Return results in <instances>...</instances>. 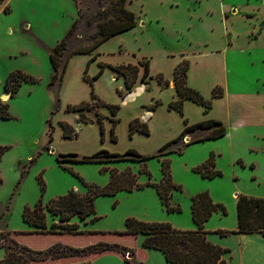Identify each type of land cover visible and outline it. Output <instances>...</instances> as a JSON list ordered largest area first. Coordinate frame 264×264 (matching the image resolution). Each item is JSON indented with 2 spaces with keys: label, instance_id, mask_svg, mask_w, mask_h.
<instances>
[{
  "label": "rangeland",
  "instance_id": "rangeland-1",
  "mask_svg": "<svg viewBox=\"0 0 264 264\" xmlns=\"http://www.w3.org/2000/svg\"><path fill=\"white\" fill-rule=\"evenodd\" d=\"M44 1L40 3L46 7H41L42 10L38 8L40 1L37 0H9V3L2 1L0 4V81H2L0 101H4L3 94L6 92L4 82L11 71L23 70L38 79L35 83H23L17 94L12 98L9 97L10 112L13 118L0 121V145L9 147L0 159V175L3 179V183L0 185V230L20 232L34 230V226L23 218L26 206L34 207L40 199L44 204H47L53 198L64 195L71 189L87 191V187L75 173L89 183L105 187L110 183L113 169L119 172L131 170L137 175V182L143 187L134 188L132 191L121 189L115 194L98 196L95 206L96 213L100 218L95 221L90 219L84 221L74 217L72 221L77 222L80 229L120 231L126 228L127 218L135 217L144 221L169 222L178 229L190 230L187 227L194 222L191 210L192 197L204 191L209 192L214 202L222 203L227 209L226 214L221 210L215 211L206 221L205 229L209 231L210 236L219 235L215 232L218 229L235 227L237 225L238 195L264 197V128L248 130L246 136L234 146L225 137L210 141H197L187 145H183L181 142L170 147L177 150L181 145V153L171 151L150 157L145 161L104 160L99 162L67 161L64 163L58 161V154L89 156L100 150L110 152L115 150V153H124L131 148L145 155H156L162 146L178 137L182 131L167 140L164 126L158 125L151 132V127L145 122L149 128L148 134L140 130L131 133V122L136 118L140 120L141 118L135 116L128 119L133 114L141 113V106L138 103H130L123 107L121 103L123 97L119 90L123 93H127V90L120 87L119 83H116L113 90L106 80L98 81V84H95L94 80L95 93L107 104L119 105L117 113L113 114L108 106H97L92 110H86V116L89 119L87 124L77 126L73 122V118L67 115L73 110H69L68 107L64 109L61 88H59L60 81H57L54 86H49L52 69L50 65L48 67L43 63L42 52L44 50L39 48L41 46L34 36L19 31V29L26 28L21 22H32L36 27L32 31L39 40L49 46L58 42L56 40V35L59 32L57 22L59 21L61 27L63 19L59 17L52 4V2L55 4L56 1ZM112 1L114 0H76L78 15L79 9H81L84 18L70 38V49L92 45L99 38L96 23L90 24L93 22L91 21L92 17L100 10L109 7L111 8L110 14L113 13ZM221 1L222 5L219 0H176L174 5L177 10L175 12L167 10L166 16L183 22L184 29L181 32H176L171 24H167L162 29L154 23L140 28L137 42H130V45L126 44V46L133 48L138 45L141 51L150 53L152 50L150 47H168L174 51L190 46V41L195 43L197 40L204 41V39L212 37L216 42H221L223 38L219 25L220 6L224 7L225 4L226 7H231L229 13L236 11L235 9L248 7L246 6L248 3L257 5L258 12L259 10L262 12L264 9V0ZM210 10L214 11V15L211 18H206L204 25L200 21V15ZM245 24L247 23L243 19H238L234 23V29L242 30ZM187 25H190L191 29H188ZM108 44L112 46L116 43L114 40H110ZM83 55L85 54L75 53L70 57L68 75L71 85L78 78H82V74H85L87 68L89 77L95 76L100 71L99 69L95 75L89 72L92 69L89 70L93 61L89 64L85 63V67L82 69L81 58ZM131 55L133 54L131 53ZM229 58L236 63L239 71L247 73L245 76V79L249 81L247 90L255 91L264 87L262 85L264 82V40L258 50L243 52L239 48L234 50ZM250 59H253L252 65ZM101 64L102 62H100V68ZM106 67L108 65H105L100 76L103 75ZM153 77L155 81H158V75ZM257 78L260 79L259 82H256ZM85 83L87 85L75 82L76 89L74 91L77 96H85L89 92V97L80 103L92 101V85L89 81ZM161 86L166 88L164 84ZM236 87L237 89L246 88L241 82ZM148 91L153 92L154 90L150 88ZM115 96L118 98L117 102L113 101L116 100ZM164 97H166L164 94L157 96L151 104L143 103L142 105L144 108L155 110L163 103ZM157 101H159L158 105L154 106ZM165 108L161 112H166L167 115H162L161 121L163 125L167 124V127H170L168 133L171 134L180 128L183 120L182 113L174 112L168 105ZM66 110L67 112H65ZM88 111L94 112L93 115H87ZM97 116H99V121ZM116 118L119 119L115 126L117 130L115 128L113 131L114 125L110 129L107 119H112L114 122ZM62 122L71 124L77 131V136L66 137L64 129L62 132ZM113 132L116 139L113 138ZM206 133L208 131H201L194 137ZM184 142L186 141L184 140ZM211 147H215L217 150H210ZM212 153L215 154V169L221 171L222 174L213 178L204 177L200 172L195 171V168L207 161ZM165 159L170 160L173 182L181 187V189H173L171 192L172 204L180 206L181 211H169L163 204L157 188L148 184L149 182H161L163 178L162 163ZM145 163L147 171H141V167ZM49 222H51V217H49ZM18 237L23 243L38 249L46 248L57 240L67 241L73 245H86L93 243L98 237L103 238L102 235L89 234H23ZM219 237L222 236L219 235ZM142 238L143 236H140V241ZM222 239L225 247L238 252L239 242L236 237L230 236ZM2 252L4 250L0 249V254ZM229 256L230 253L226 255L227 259ZM237 263L238 260L231 264Z\"/></svg>",
  "mask_w": 264,
  "mask_h": 264
},
{
  "label": "trees",
  "instance_id": "trees-1",
  "mask_svg": "<svg viewBox=\"0 0 264 264\" xmlns=\"http://www.w3.org/2000/svg\"><path fill=\"white\" fill-rule=\"evenodd\" d=\"M3 0H0V4ZM128 0H114L111 7L113 13L110 14V7L100 10L92 17L96 23L99 38L92 44L87 46H79L70 49V38L75 33L78 25L84 18V14L79 9V15L68 29L66 35L52 48H50V61L52 64V75L49 86H54L57 81L60 84L71 55L75 53H93L95 49L106 40L113 36L119 35L129 29L137 26L139 19L137 14L127 6ZM36 38L39 48H47V45L38 39L32 32L24 30ZM94 58V57H93ZM140 65L144 66L142 81L149 82L150 66L149 61H141L140 64L123 63L112 65L111 67L123 75L126 81L127 93L119 90L120 95L124 98L132 91L134 85L139 78ZM190 63L185 60L177 65L174 72V81L178 98L169 102L170 109H175L182 114L184 113V102L191 99L205 107L208 111L213 106V99L223 95V87L217 85L214 87L212 96L206 98L199 90L187 84V72ZM104 64L100 71L93 77L88 76V68L85 71L84 78L92 85V101H84L80 104H70L69 110L78 111L80 120L88 122L86 110H92L97 106H108L113 114H116L119 105H111L98 98L94 89V80L100 77L103 72ZM38 79L23 70H14L9 73L4 88L10 94V98L14 97L20 87L25 82L35 83ZM160 84L169 85V81L164 78L163 74L158 75ZM2 83L0 81V87ZM159 101L155 103L157 106ZM13 115L10 112V103L8 101H0V119H11ZM102 118V116H101ZM119 119H114V125ZM186 127L178 137L166 143L161 147L156 155H145L136 149H128L124 153H115L108 150H100L93 155L79 156L77 154H58L57 159L60 163L67 161L74 162H92V161H120L135 160L145 161L150 157L159 156L167 152H182V146L179 145L177 150L170 148L173 144L187 145L197 141L208 139H218L227 134V126L222 120L204 119L196 123H190L185 119ZM64 135L66 137H76L77 131L67 123L62 122ZM131 133L140 130L149 133L147 123L140 119H134L130 124ZM114 131V128H113ZM201 131H208L204 135L194 137ZM188 142H184L185 138ZM113 138L116 135L113 132ZM8 146L0 145V159L2 158ZM34 160V159H33ZM163 178L159 183L152 184L157 188L163 204L169 211H181V207L172 205L171 192L173 189H181L172 180L170 160L165 159L162 163ZM73 171V170H72ZM141 171H147L146 163L141 167ZM204 177L213 178L221 175L222 172L215 169V154L195 168ZM73 173H75L73 171ZM82 183L87 187L85 193H81L75 189L69 190L66 194L57 196L50 200L47 204L40 199L34 207L26 206L23 211V218L26 222L34 226V230L29 232H20L15 230H0V249H3L5 255L0 259V264H49L67 262L71 263L77 259L90 255H101L106 253H114L122 256L124 261L131 264H145L144 260L138 259L136 248L130 247L125 243L128 238L143 236V247L153 248L161 251L168 262L171 264H229L226 255L231 253L229 247H224L212 242L208 238L209 231L205 229V223L215 211L221 210L227 213L226 207L222 203L214 202L208 191L200 192L192 197V218L197 225L195 230H183L174 227L169 222L144 221L135 217L126 219V228L120 231H89L80 229L77 222L72 221L74 217L81 220L90 219L95 221L100 218L96 213L95 200L100 195L115 194L121 189L132 191L134 188L143 187L137 182V175L131 170L119 172L116 169L111 171V180L105 187L98 186L85 181L81 176L75 173ZM3 179L0 175V185ZM41 183H44L41 179ZM238 226L237 229H218L215 231L222 237L230 236L236 233H261L264 236V197H255L249 195H238L237 201ZM51 217V222H49ZM23 234H52V235H102L96 238L93 243L86 245H73L67 241L57 240L46 248H34L20 241L19 235ZM130 254V255H129ZM85 264H91L90 261Z\"/></svg>",
  "mask_w": 264,
  "mask_h": 264
},
{
  "label": "crops",
  "instance_id": "crops-1",
  "mask_svg": "<svg viewBox=\"0 0 264 264\" xmlns=\"http://www.w3.org/2000/svg\"><path fill=\"white\" fill-rule=\"evenodd\" d=\"M3 1L9 3V0ZM37 1H40L38 3V8L40 10H42V8H46L44 5L40 4L41 2H45L44 0ZM52 1L57 2V4L56 2L55 4L52 2V4L57 11V14H59V17L63 19L61 27L59 21L57 22L59 32L58 35H56V40L59 42L63 34H65L70 28L75 18L78 17V8L76 6V0ZM175 1L176 0H128L127 6L138 16L139 22L137 26L106 40L91 54L81 53L85 54L81 58L82 69L85 67V63L88 62L89 64L93 61V64L90 65L89 70L91 68L92 69L89 72H91L92 75H95L99 69H101L100 62H102L104 66L108 65V67H106L103 75L95 80V84H98V81L100 82L102 80H106L108 84L112 86L113 90L116 87V83H119L120 87H124L127 90L125 77L123 75H119L118 72L110 66L123 63L139 65L141 61L148 60L151 76V78H149V82L145 83L142 81L144 66L140 65L139 78L136 84L134 85L132 91L129 92L125 98L121 99L123 107L128 106L130 103H138V105L141 106V113L131 115L128 120L134 118L135 116H140L142 122H147L149 124L151 127V132L158 125H161L162 127L164 126L166 129L165 136L168 140L173 138L177 133L183 131V129L186 127V118L189 121V124L196 123L204 119H218L222 120L227 126V134L223 137L229 139L233 146L237 145L243 139V137L246 136L248 130L264 128V87L256 89L255 91L247 90L249 83V81L245 79L247 73L239 71L236 63L233 60H229V57L234 50H238L239 48L243 50V52H252V50H258L262 46L264 40V9L262 12H260V10L258 12V7H256L257 5H251L248 3L246 5L248 7L242 9L239 8L238 10L235 9L236 11L229 13L231 7H226L227 5L225 6V4L224 7L220 6L219 25L221 28L220 30L222 31L221 37L223 38L221 42H216L215 39H212V37L210 39H204V41L197 40L195 43L190 41V46L174 51L168 47H150L152 49L150 50V53L141 51V48L138 47V45L133 48L126 46V44H129L130 42H137V36L139 35L140 28L153 25L154 23H156L155 25L157 27H162V29H164L167 24H171L176 29V32H181L182 29H184L182 27L183 22L175 18H168L166 16L167 10L170 12H175L177 10V7L174 5ZM219 2L221 3L222 1L219 0ZM212 15H214V11L211 10L201 14L200 21H202V24L205 25L206 18H211ZM238 19H243L244 22L247 23L242 30L234 29V23ZM21 24H24L26 27L24 29H19L21 33L30 34L24 30H28L33 33L32 29H36L35 24L32 22L23 21ZM187 28L191 29L190 25H187ZM110 40H114L116 44L109 46L110 44L108 43ZM46 45L47 48H40L44 50L42 52V60L45 65L48 67L50 65V68L52 69L49 54L50 48L55 45ZM131 53L133 55H131ZM185 60H188L190 63L187 72V84L189 86L199 90L206 98H210L212 96L214 87L220 85L223 87V95L213 99V106L208 111L205 110L203 105L194 102L191 99H186L184 102V113L181 114V118L183 119L182 124L176 132L170 134L168 133L170 127H167V124L163 125V122L161 121V116L167 114L166 112L161 111L166 109L165 107H167L170 101L178 98L174 81V72L177 65ZM252 60L250 59L251 65L253 64ZM68 66L63 80L59 86V88H61L64 109H67L69 106L68 104H78L89 97V92H87V95L85 96H77L76 91H74V89H76V84H86L85 82H87V80L84 78L85 74L81 73L82 78H78L75 81L76 84L74 82L71 85L68 75ZM159 74H163L164 77L169 81V85H167L166 88H163L157 80H154L155 78L153 76ZM259 81L260 79L257 78L256 82ZM239 82L245 85L246 88L237 89L236 85ZM262 85H264V82H262ZM89 86L91 87V85ZM150 88H153L154 91L149 92L148 90ZM163 94L166 97L163 98V103L155 110H150L143 107V103L151 104L153 101H155L157 96H161ZM9 97V93L3 94L4 101L9 102ZM140 98L141 100H138ZM117 99L118 98L116 97V100L114 99L113 101L117 102ZM172 110L174 112L177 111L175 109ZM65 112H67V110ZM177 112L180 113L179 111ZM93 113L94 112L92 111H88L87 115H93ZM67 115L68 117L73 118V122L77 124V126L87 124L86 122L80 120V114L78 111H72L71 113H67ZM98 117L99 116H97V119L99 121ZM3 120L6 119H0V121ZM107 123L110 129H112V126L114 125L112 119H107ZM115 126L116 125H114V129L116 128ZM63 129L64 128L62 127V132ZM188 139L190 138L187 137L184 140L188 142ZM208 140L210 141L216 139ZM210 150L216 151L217 149H215V147H211ZM52 151L55 152V150ZM111 151L115 152V150ZM77 191L81 193L86 192V190L82 192L79 189ZM237 226L238 215L237 225L232 229H237ZM187 228L190 230H195L197 229V225L195 222H193V224L188 225ZM140 236L141 235L128 238L125 241V243L130 247L136 248V255L138 259L144 260L145 264H154L155 262L158 264H171L166 260L165 255L161 251L153 248L143 247V238L140 241ZM230 236L236 237L239 242L238 252L231 250L230 256L228 258V262L230 264L234 261L236 262L237 260V264H264V236L261 233H236ZM208 238L212 242L225 247L224 240L222 239L225 237H219V235L210 236L209 233ZM4 255L5 252H2L0 254V259H2ZM88 261H90L91 264H131L124 261L121 255L114 253H106L95 256L90 255L77 259L71 263L60 262L56 264H85Z\"/></svg>",
  "mask_w": 264,
  "mask_h": 264
},
{
  "label": "water",
  "instance_id": "water-1",
  "mask_svg": "<svg viewBox=\"0 0 264 264\" xmlns=\"http://www.w3.org/2000/svg\"><path fill=\"white\" fill-rule=\"evenodd\" d=\"M4 94H8L7 92H5ZM130 255V254H129Z\"/></svg>",
  "mask_w": 264,
  "mask_h": 264
}]
</instances>
